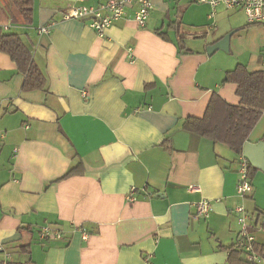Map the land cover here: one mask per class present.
I'll list each match as a JSON object with an SVG mask.
<instances>
[{"label": "crops", "instance_id": "crops-1", "mask_svg": "<svg viewBox=\"0 0 264 264\" xmlns=\"http://www.w3.org/2000/svg\"><path fill=\"white\" fill-rule=\"evenodd\" d=\"M104 1L33 0L25 24L0 0L2 30L22 39L45 80L21 90L23 75L0 52V264H231L235 207L264 245V173L239 196L240 155L183 121L201 118L214 92L238 104L222 80L238 64L264 70V24L194 0H150L143 27L132 1L102 36L62 16ZM229 32L228 51L208 56ZM247 142H264V111ZM201 200L211 210L196 219ZM43 227L60 238L43 239Z\"/></svg>", "mask_w": 264, "mask_h": 264}, {"label": "trees", "instance_id": "trees-1", "mask_svg": "<svg viewBox=\"0 0 264 264\" xmlns=\"http://www.w3.org/2000/svg\"><path fill=\"white\" fill-rule=\"evenodd\" d=\"M18 16L25 24H30L33 14V0H9ZM1 11V10H0ZM2 12V11H1ZM7 18L5 17V21ZM0 25V52L9 56L17 71L23 75L21 90H43L45 80L32 60L29 48L15 33L4 32ZM165 38L163 34H160ZM179 50L185 49L182 37H178ZM222 83H233L239 102L236 105L226 102L217 93H212L201 118L187 117L183 128L213 143L226 145L233 153L242 155L243 145L264 111V70L250 72L243 65H236L227 71ZM258 169L247 161V176L251 177ZM69 169L62 178L72 174ZM253 251L264 259V245L253 243ZM240 251L232 250L231 264H254L239 258Z\"/></svg>", "mask_w": 264, "mask_h": 264}, {"label": "built area", "instance_id": "built-area-1", "mask_svg": "<svg viewBox=\"0 0 264 264\" xmlns=\"http://www.w3.org/2000/svg\"><path fill=\"white\" fill-rule=\"evenodd\" d=\"M135 1L137 8L133 13V18L138 26H145L149 10L151 9L150 0H105L95 6L78 5L67 8L62 16L64 19H78L87 23L97 35H104L115 22L126 15V5ZM196 3H207L214 9L221 5L227 10H238L243 12L246 21L249 24H264V0H194ZM3 30L7 26L1 27ZM47 31L46 27L40 28L39 33ZM261 61L264 68V49L261 53ZM85 97L86 93H82ZM239 179L236 184V193L244 197L251 190L250 180L247 176V159L240 155V167L238 170ZM211 210V204L208 200H201L194 204L193 217L196 219L205 218ZM238 231L233 249L240 251L248 262L254 263L260 257L253 251L254 237L251 229V217L242 206L234 208ZM43 239L60 238L61 233L58 230H52L48 227L41 229ZM85 238V237H84ZM0 250L2 247L0 246Z\"/></svg>", "mask_w": 264, "mask_h": 264}, {"label": "water", "instance_id": "water-1", "mask_svg": "<svg viewBox=\"0 0 264 264\" xmlns=\"http://www.w3.org/2000/svg\"><path fill=\"white\" fill-rule=\"evenodd\" d=\"M231 32L225 34L221 39L205 47L206 54L210 56L215 51H228ZM242 155L250 165L264 173V142L257 144L246 142L243 145Z\"/></svg>", "mask_w": 264, "mask_h": 264}, {"label": "rangeland", "instance_id": "rangeland-1", "mask_svg": "<svg viewBox=\"0 0 264 264\" xmlns=\"http://www.w3.org/2000/svg\"><path fill=\"white\" fill-rule=\"evenodd\" d=\"M244 15V14H243ZM246 18V17H245Z\"/></svg>", "mask_w": 264, "mask_h": 264}]
</instances>
